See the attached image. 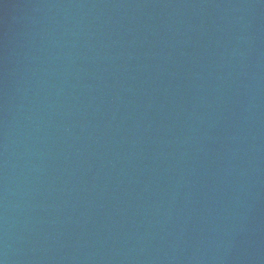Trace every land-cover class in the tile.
<instances>
[{
	"label": "water",
	"instance_id": "water-1",
	"mask_svg": "<svg viewBox=\"0 0 264 264\" xmlns=\"http://www.w3.org/2000/svg\"><path fill=\"white\" fill-rule=\"evenodd\" d=\"M0 264H264V0H0Z\"/></svg>",
	"mask_w": 264,
	"mask_h": 264
}]
</instances>
